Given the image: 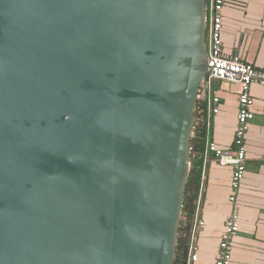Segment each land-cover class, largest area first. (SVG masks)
<instances>
[{
    "label": "water",
    "instance_id": "water-1",
    "mask_svg": "<svg viewBox=\"0 0 264 264\" xmlns=\"http://www.w3.org/2000/svg\"><path fill=\"white\" fill-rule=\"evenodd\" d=\"M207 8L0 0V264H175Z\"/></svg>",
    "mask_w": 264,
    "mask_h": 264
},
{
    "label": "crops",
    "instance_id": "crops-1",
    "mask_svg": "<svg viewBox=\"0 0 264 264\" xmlns=\"http://www.w3.org/2000/svg\"><path fill=\"white\" fill-rule=\"evenodd\" d=\"M223 15L225 55L238 56L264 71V0H227ZM241 93L240 84L223 81H215L209 89L204 88L201 92L199 102L207 103V147L194 218L189 223L183 221L190 230L195 221L192 245L197 260L192 262L189 256L188 264H216L221 237L234 210L239 214L240 231L233 241L231 264H264V88L253 85L250 89L254 118L244 140L246 173L235 195L236 202L230 201L234 169L221 166L215 154L208 151V144L214 143L224 152H236L235 133ZM215 97L220 101L217 114L208 109L209 102Z\"/></svg>",
    "mask_w": 264,
    "mask_h": 264
},
{
    "label": "built area",
    "instance_id": "built-area-1",
    "mask_svg": "<svg viewBox=\"0 0 264 264\" xmlns=\"http://www.w3.org/2000/svg\"><path fill=\"white\" fill-rule=\"evenodd\" d=\"M227 0H208L207 8V37H208V75L203 89H209L215 81L240 84L242 93L239 98L237 129L235 133V153H227L219 149L214 143L208 144V151L215 154L219 164L224 167L234 169L231 187L233 194L231 202H236V194L246 173V148L245 136L248 132L249 123L254 118L252 110L253 100L250 96V89L253 85L264 88V71L256 69L252 64L243 61L240 57H227L224 53L223 29H224V9ZM219 98L215 97L209 102L208 109L213 114L219 112ZM202 225V223H201ZM240 231L239 214L234 210L230 215L225 232L221 237L219 256L216 264H231L233 255V241ZM192 242L190 246V261L197 260L194 254L195 246ZM192 254V255H191Z\"/></svg>",
    "mask_w": 264,
    "mask_h": 264
},
{
    "label": "trees",
    "instance_id": "trees-1",
    "mask_svg": "<svg viewBox=\"0 0 264 264\" xmlns=\"http://www.w3.org/2000/svg\"><path fill=\"white\" fill-rule=\"evenodd\" d=\"M207 103L200 101L197 105L195 114V128L192 138V152H191V170L189 175L188 184L186 187L184 206H183V219L181 222L178 250L175 264H184V258L189 248L190 228L187 229L185 222H191L194 218L196 203L199 199L201 186L203 182V162L206 153V117ZM203 156V157H201ZM191 227V225H190ZM187 229V230H186ZM186 236V237H185Z\"/></svg>",
    "mask_w": 264,
    "mask_h": 264
}]
</instances>
